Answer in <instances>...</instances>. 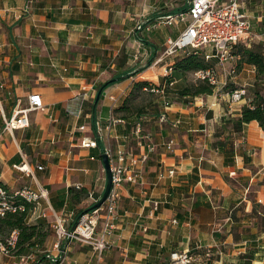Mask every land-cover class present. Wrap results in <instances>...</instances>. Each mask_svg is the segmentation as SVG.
Instances as JSON below:
<instances>
[{"label": "crops", "instance_id": "1", "mask_svg": "<svg viewBox=\"0 0 264 264\" xmlns=\"http://www.w3.org/2000/svg\"><path fill=\"white\" fill-rule=\"evenodd\" d=\"M26 1L0 0V9L10 10L0 14V82L5 84L0 88V108L10 116L17 102L24 103L28 94L39 92L45 109L31 111L30 125L12 133L1 130L0 112V158L6 160L9 174L14 165H27L30 173L23 181L29 184L25 185L45 190L46 198L31 211L28 221L41 218L51 225L56 213L65 225L72 224L76 213L88 208L104 190L103 148L121 143L136 155L145 151V139L134 130L142 121V132L150 134L155 149L140 166L143 183L120 184L117 228L109 238L112 247L130 250L127 263L168 264L172 250L202 253L206 246H220V258L214 254L207 264H237L242 260L239 256L253 244L263 243L264 232L247 214L258 199L264 205V131L256 120L232 131L233 142H237L232 162H226L230 156L214 145L228 132L221 128V118L239 117L243 100L221 104L210 101L212 95H205V100L204 95L195 96L192 106L170 104L163 123L158 117L123 118L115 111L132 83L140 80V73L133 74L136 68L154 61L167 38L177 37L184 28L180 22L160 23L157 17L182 10L185 0H31L29 13L15 18L13 11ZM242 7L253 29L261 32L264 0H244ZM137 23L144 24L138 30L140 40L134 34ZM255 44L264 50L262 43ZM172 55L160 60L165 59L163 65H149L142 72L152 69V79L158 81L166 75ZM238 62L247 77H255L250 64ZM115 73L131 75L103 88L105 94L95 104L98 85ZM172 75L181 73L172 69ZM109 94L118 97L113 107ZM92 102L95 107L88 110ZM204 109L211 114L206 115ZM110 115L124 121H117L97 140V146L82 145L84 138L95 136L93 120L102 118L106 125ZM169 138L177 142L172 151L163 145ZM15 156L18 161L10 164ZM39 164L43 169L37 168ZM21 177L9 176L15 181ZM45 177L47 181L42 182ZM0 181L13 187L9 179ZM82 188L86 195L73 198ZM154 202L158 203L156 209ZM231 211L235 221L229 231L232 220L225 219ZM143 226H147L146 231ZM216 227L220 231H214ZM245 227L259 233L253 242L246 239ZM16 259L12 262L20 264Z\"/></svg>", "mask_w": 264, "mask_h": 264}, {"label": "built area", "instance_id": "2", "mask_svg": "<svg viewBox=\"0 0 264 264\" xmlns=\"http://www.w3.org/2000/svg\"><path fill=\"white\" fill-rule=\"evenodd\" d=\"M31 0H27L25 4L18 10L13 11L15 18H21L27 15L31 10ZM244 0H185V9L180 10L174 14H166L157 17L160 23L173 24L180 21L184 22V28L179 32L175 38H167L166 46L161 52L160 56L154 61L159 62L164 56L180 53H192L208 61L206 67L197 68L192 71L194 77L198 80H205L209 84L214 86V89L220 88L225 84V78L221 79V75L230 74L235 71L238 61L242 60L240 48L251 47L255 42H260L264 45V28L261 32H257L253 29L250 19L245 11H243ZM0 14L8 13L10 11L6 8H1ZM144 28L143 23H137L135 25L134 34L137 39L140 40L138 30ZM252 70L256 72V67L250 64ZM169 70L172 69L169 67ZM167 72V71H166ZM169 72V84L175 83ZM5 84L0 82V88ZM153 91L158 89L152 85L143 87ZM163 91V89H161ZM112 100V107L118 101V97L113 94L108 95ZM229 101L233 102H246V89L244 86L234 88L227 93ZM27 101L17 102L12 110L10 116H5L3 110L0 108L3 116V125L1 130L7 133H12L19 128H27L30 125L29 113L35 110L45 109V105L42 102V97L39 92H31L28 94ZM1 107V101H0ZM169 105L164 106V110L158 115V122L163 123L168 119L167 110ZM106 125L103 124L102 118H95L93 120V130L95 136L91 140H82L81 144L84 146H97V140L102 139L107 131H111L118 122L124 121L121 118H114L112 115L106 120ZM83 128V125L80 126ZM141 123L137 122L135 125V133L141 135L142 139H145V151L138 155L126 148L123 144H118L115 147L106 145L103 148L109 158L110 169L112 174V186L107 195V198L100 207H94L91 210L86 209L81 213L70 225H65L64 219L54 213V219L51 223V228L55 232V241L53 247L56 248V253L52 254L50 251H45V257L47 262L36 260L33 254L18 257L20 264H65L67 259V251L69 243L79 241L83 245H92L94 250L102 251L103 248L111 246L109 240L110 236L117 228V207L120 200V184L124 181L131 182L133 184H142L141 164L144 163L149 154L155 149V144L150 140V134L141 132ZM243 134L241 135L242 141L244 140ZM177 142L174 138H169L163 145L167 151H172ZM237 142L234 143L236 145ZM24 166V164H22ZM16 168L21 166L14 165ZM38 169H43L41 164L37 165ZM29 171V169H26ZM173 173V170H170ZM231 175L233 172L230 173ZM80 188V185H76ZM45 191V190H44ZM42 189L33 190L28 186H24L15 190L7 188L0 183V215L3 216L9 212H16L23 210V201H15V197L25 199L28 202L33 203L35 207L40 203L41 199L46 198V193ZM93 193L90 192L89 196ZM99 197L94 198L96 201ZM258 203H262L261 199L257 200ZM158 203L154 202V209L157 208ZM32 209V210H33ZM231 214H229L225 221L230 222ZM176 222V219H173ZM144 231L147 230V226H143ZM220 227H216L214 231H220ZM16 239L15 231H12L9 237L6 239V243L13 245ZM0 241V254L5 256L14 257L11 251L8 249L7 244ZM201 248V246H197ZM214 248V250H213ZM214 254H217L220 258L222 255V249L220 246H206L202 253L194 251L192 249L172 250L169 253L168 264H207L208 259L212 258Z\"/></svg>", "mask_w": 264, "mask_h": 264}, {"label": "trees", "instance_id": "3", "mask_svg": "<svg viewBox=\"0 0 264 264\" xmlns=\"http://www.w3.org/2000/svg\"><path fill=\"white\" fill-rule=\"evenodd\" d=\"M185 7L183 8V10ZM141 31V30H140ZM242 55V61L252 64L256 67V79L264 80V50H262L259 46H251V47H243L239 49ZM172 55V54H171ZM171 55L167 56L170 57ZM125 61V59H124ZM121 64L123 61H121ZM119 62V63H120ZM151 60L147 63L150 64ZM208 65V61H205L203 58L194 55L192 53H180V54H173L172 55V61L167 65V67H170L173 70L179 71L180 73H186L191 70H195L197 68L206 67ZM138 71V70H136ZM133 72V74L137 72ZM118 74L115 73L112 75V77L98 85V89L106 88L111 83L120 81L122 79H125L129 77L131 74ZM160 79L163 80H169L170 76L163 75L160 76ZM149 85H152L154 88L161 90L163 89L162 83L159 84L156 83H149L147 80H135L132 83V87L130 89V94L132 95L134 89H142L143 87H148ZM226 88V85L223 86V88ZM238 88V87H236ZM234 89V88H233ZM231 89V90H233ZM214 86L209 84L205 80H200L198 83L192 85V86H185L179 89L176 92V95H180V97H187V96H199V95H210L213 93ZM231 90H227L231 91ZM253 94L250 95V101L248 103H244L242 107L240 108V116L237 118H221V128L225 129L224 127H227L225 130H228L226 136H224L223 139L216 140L214 142V145L219 149L222 150L223 153H227V155L230 156V160H225L226 162L233 161V157L235 153L234 150V144L231 132H238L242 129L243 125L246 123H249L252 120H256L261 127V129L264 131V93L260 89H255ZM167 94V93H166ZM168 96V95H167ZM164 97V96H163ZM175 97V96H174ZM99 100V99H98ZM97 100V101H98ZM160 104L156 107V110L154 113H149L143 110L142 108H138L139 113H133L129 112L130 110V98L127 96L124 100V102L117 106L115 108V111L117 112H124L122 115L123 118H127L129 115H136L137 117L143 116L144 119L151 118L152 120H155L160 112L164 110L165 105H170V101L166 100V95L164 99L159 102ZM94 108V104L89 103L88 110H91ZM142 109V110H141ZM126 112V113H125ZM144 121V120H143ZM142 123V121H139ZM222 130V129H221ZM142 132V129H141ZM222 132V131H221ZM143 133V132H142ZM17 157H13L10 161V164L16 163ZM199 178H195V181H198ZM4 186L9 188L5 183L1 182ZM73 187L69 188V191H72ZM15 190V189H14ZM34 190V189H33ZM86 195V189L82 188L79 190V194L77 196L76 193L73 194V198ZM97 197H99L97 195ZM15 201L21 200L23 201L24 209L18 210L16 212H9L5 215H0V241H3L6 243V239L9 237L12 231H15L16 233V239L13 245L7 244L8 249L11 251L12 255L16 258L29 254H33L35 256L36 260H41L44 262H47L48 259L45 257V252H38L40 250H43L46 248V239L50 234V222L46 219L37 218L32 222H29V216L30 213L34 207L33 203L26 201L22 198H14ZM95 201L90 204V206L86 209L91 210L93 209ZM261 208V209H260ZM85 211V209H81L76 213L75 219ZM231 219L232 222L228 223L229 225V231L230 229L233 230V222L235 221V217L231 211ZM249 217H252L256 220L257 225H259V231H264V226L262 225L264 223V205H261L257 202L252 203L251 211L247 214ZM245 236L248 241L253 242L256 235L259 233L251 232L250 227H245ZM228 230V229H227ZM231 230V231H232ZM258 231V232H259ZM234 237L237 238L236 233L234 232ZM262 241V240H261ZM241 261H239L237 264H261V262H264V242L261 243L259 246L253 244L249 250L244 252L239 256Z\"/></svg>", "mask_w": 264, "mask_h": 264}, {"label": "rangeland", "instance_id": "4", "mask_svg": "<svg viewBox=\"0 0 264 264\" xmlns=\"http://www.w3.org/2000/svg\"><path fill=\"white\" fill-rule=\"evenodd\" d=\"M184 22L185 21H180V25L184 26ZM186 23V22H185ZM139 35V34H138ZM257 45V44H255ZM258 46V45H257ZM160 56V55H159ZM158 56V57H159ZM157 57V58H158ZM156 58V59H157ZM155 59V60H156ZM154 60V61H155ZM154 61H152L150 64L146 65V67H149V65L154 66L156 65V67L158 65H163L165 63V59L163 61H159V63H154ZM238 63V65H236L235 71L230 73V74H226V75H221V79L223 80L225 78V84H223L220 88L218 89H214L213 93L210 94L212 95L210 97V101L211 100H216L219 101L221 104L227 103L229 104L230 101H227V96H226V92L227 90H231L233 88L236 87H242L241 84H244L245 89H246V96H247V101L245 103H248L250 101V95H252L253 91L255 89H260L263 93H264V80H258L256 79V75L254 78H252L251 76L247 77V72H242V66ZM146 67H137L136 71L139 74V79L142 80H147L149 83L153 82L156 84H159L160 82L162 83L163 86V91L159 90H149L148 89H134L132 95L130 93H128V97L130 98V111L132 112V114L134 113H139L140 111H138V108H142L143 110L149 113H154L156 110V107L160 104L159 102H161L165 95H166V100L170 101V104H173L175 107L176 105H188V106H192L193 103L195 102V99L193 96H187V97H180V95H176V92L181 89L182 87L185 86H192L196 83H198L200 80L196 79L194 77V75L192 74V71H188L186 73H181L180 75L174 76L172 75V71L169 70V67H167V72L166 75L169 74V72H171V76L173 78H175V83L173 85L169 84V80H161L160 77L158 79V81H154L152 78V76L154 75L152 73V69H149L146 72H142L143 69H145ZM155 68V66L153 67ZM134 71V72H135ZM135 73V74H137ZM224 76V78H223ZM252 84L249 86V84ZM226 85V88L223 86ZM167 93V94H166ZM168 95V96H167ZM164 96V97H163ZM175 96V97H174ZM205 96L204 95V100H205ZM142 110V109H141ZM169 111V110H168ZM203 111H206L205 114H211L210 110L204 109ZM126 113V112H125ZM121 115L124 114V112H120ZM225 129L227 127H224ZM234 144V142H233ZM134 150V148H133ZM18 166H22V165H18ZM13 169V173H8L9 172V168L8 165L6 163V160H3L0 158V178L2 179H9L11 180L10 184H13V187L9 188L11 190L14 189H18L21 188L20 186L24 187L25 184H29L28 182H25L23 180L27 179V174L30 173V171H26L25 169L21 170L18 169L16 167H12ZM11 170V169H10ZM18 174V175H15ZM9 176L15 177V176H23L20 178L19 181H15L13 178H9ZM47 178H43L42 182H46ZM17 183V184H16ZM19 183V185H18ZM26 186V185H25ZM18 187V188H15ZM261 204V203H259ZM261 209V208H260ZM264 226V223L262 224ZM264 232V231H263ZM47 239L50 240V242L48 241V243L46 242V248L43 250H40L38 252H45L50 251L52 254L56 253V248L53 247V242L55 241V232L53 231V229L50 227V234L47 237ZM46 239V240H47ZM81 243L79 241H74L72 240L70 242V244L68 245V253H67V259L65 260V264H129L127 263V261L125 260L126 257H128L130 255V250L128 249H122V248H118L115 246H108V244L106 245L105 248L102 249L101 252H99V250H94V248L92 247V245H80ZM14 259H16V257H11V256H5V255H1L0 254V264H15L14 262H12ZM127 259V258H126ZM17 260V259H16ZM125 260V261H124Z\"/></svg>", "mask_w": 264, "mask_h": 264}, {"label": "water", "instance_id": "5", "mask_svg": "<svg viewBox=\"0 0 264 264\" xmlns=\"http://www.w3.org/2000/svg\"><path fill=\"white\" fill-rule=\"evenodd\" d=\"M105 94V91L102 90V88H100L97 92V96H96V101L95 104L97 102V100L99 99L101 94ZM94 104V107H95ZM101 159L105 168V172H106V183H105V187L103 192L99 195V198L95 201L93 207H100L102 205V203L105 201V199L107 198V195L109 194V191L111 189L112 186V174H111V169H110V163H109V158L107 156V154L105 152L101 153ZM86 210V209H85Z\"/></svg>", "mask_w": 264, "mask_h": 264}, {"label": "bare ground", "instance_id": "6", "mask_svg": "<svg viewBox=\"0 0 264 264\" xmlns=\"http://www.w3.org/2000/svg\"><path fill=\"white\" fill-rule=\"evenodd\" d=\"M20 168H22V169H25V170H26V169H28V166L24 164V166L22 165Z\"/></svg>", "mask_w": 264, "mask_h": 264}]
</instances>
